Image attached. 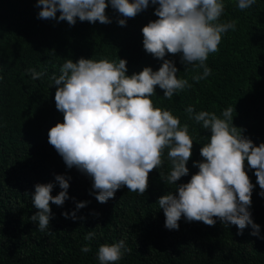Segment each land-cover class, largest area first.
I'll use <instances>...</instances> for the list:
<instances>
[{"label":"trees","instance_id":"1","mask_svg":"<svg viewBox=\"0 0 264 264\" xmlns=\"http://www.w3.org/2000/svg\"><path fill=\"white\" fill-rule=\"evenodd\" d=\"M156 5H149L121 26L122 14L110 6L105 14L110 23L87 20L69 25L54 18H38L36 0H0V264H99L96 258L100 244L123 239L128 251L113 264H264V196L256 183L254 169L244 161L246 174L253 184L250 214L260 225L259 236L251 226L237 231L235 224L207 225L199 220L186 221L181 215L178 228L164 226L163 210L157 198L166 191L175 193V185L161 179L171 164L162 155V164L148 173L143 194L121 185L106 202H97L91 188V177L75 166L66 167L62 157L48 143L47 133L63 114L55 107L56 85L66 59L79 57L116 60L126 59V75L144 66L158 69L164 58L178 69L177 77L187 79L188 87L163 97V89L154 86L150 97L155 107L170 109L181 124L188 125L193 139L191 155L186 162L188 174L175 183L187 182L197 171L193 161L202 160L199 149L207 142L209 132L203 129L185 109L193 113L205 110L220 116L233 105L232 124L254 144L264 142V0L243 10L235 0H225L218 22L234 20L235 29L221 34L217 50L205 61L210 75L194 81L202 71L181 61V54L165 53L156 58L142 46L141 28L157 17ZM59 10L57 11V15ZM42 71L31 78L26 69ZM54 174L70 177L68 199L60 206L49 201V227L39 230L30 217L38 211L31 194L36 183L54 181ZM54 183L51 195L59 191ZM87 201L76 210L77 219L65 218L61 212L75 209L77 201ZM94 236L85 240L84 236ZM87 245L89 251L82 252Z\"/></svg>","mask_w":264,"mask_h":264},{"label":"clouds","instance_id":"2","mask_svg":"<svg viewBox=\"0 0 264 264\" xmlns=\"http://www.w3.org/2000/svg\"><path fill=\"white\" fill-rule=\"evenodd\" d=\"M149 3L154 8L155 20L142 26V46L156 58L165 53H180L181 61L191 63L202 71L192 76L199 81L210 75L205 61L209 53L217 50L221 34L235 29V21L218 22L224 11L225 0H36L38 18L65 20L69 25L87 20L110 23L105 14L107 6L122 14L117 23L123 26L126 17H132ZM243 10L255 0H235ZM59 14L57 15V11ZM31 78L44 75L42 71L26 69ZM178 69L171 59L164 58L158 69L144 66L139 72L126 75V59L108 60L79 57L74 62L66 59L59 75H53L51 85H56L55 107L62 112L63 120L57 121L47 133L48 143L62 157L66 167L75 166L91 177L95 199L106 202L121 187L143 194L147 187L148 173L162 164V155L171 164L163 182L175 185L157 198L158 208L164 213V226L178 228L183 215L186 221L199 220L213 225L235 224L239 233L246 225L251 234L259 236L260 225L251 217L249 205L253 184L244 168L247 161L254 169L256 183L264 196V142L254 144L242 129L232 124L233 105L224 108L220 116L201 110L193 113L189 105L185 111L209 132L206 143L199 149L202 160L193 161L197 168L187 182L176 184L188 174L186 162L191 155L193 139L188 125L170 109L155 107L150 97L154 86L163 89V97L190 86L187 79L177 77ZM70 177L54 174V181L36 183L31 194L38 210L30 217L39 230L49 227V201L60 206L68 199ZM54 183L59 191L51 195ZM87 201L75 203V209L61 212L65 218L77 219L76 210ZM93 232L85 234L89 240ZM82 252L89 251L87 245ZM128 251L123 239L111 244H100L96 258L99 264H113L123 252Z\"/></svg>","mask_w":264,"mask_h":264}]
</instances>
